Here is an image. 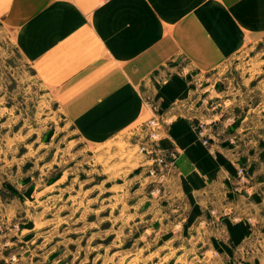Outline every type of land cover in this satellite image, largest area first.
Returning <instances> with one entry per match:
<instances>
[{
    "label": "rangeland",
    "instance_id": "rangeland-1",
    "mask_svg": "<svg viewBox=\"0 0 264 264\" xmlns=\"http://www.w3.org/2000/svg\"><path fill=\"white\" fill-rule=\"evenodd\" d=\"M192 7L183 11L222 20L199 30H218L228 17L232 37L183 39L182 51L147 73L146 87H134L129 116L121 105L119 127L104 134L101 104L63 103L0 15V264H264L263 211L232 232L214 209L187 218L169 193L160 198L169 178L151 176L150 155L139 151L142 124L167 121L162 90L184 80L188 96L174 107L220 116L210 123L225 128L241 158L238 181L264 200V0L244 24L225 0ZM194 126L209 141L207 124Z\"/></svg>",
    "mask_w": 264,
    "mask_h": 264
},
{
    "label": "crops",
    "instance_id": "crops-1",
    "mask_svg": "<svg viewBox=\"0 0 264 264\" xmlns=\"http://www.w3.org/2000/svg\"><path fill=\"white\" fill-rule=\"evenodd\" d=\"M200 1L0 0V15L15 29L21 52L33 62L39 76L47 84L60 87L63 103L101 104L98 107L103 114L98 118L102 120L97 127L99 134H104L119 127L121 105L125 117L129 116L134 87H146L152 67L182 51L181 45L198 39L202 32L213 42L232 37L234 27L228 17L218 30H199L201 22L222 21L214 15L213 19L200 18L192 11H183V7L193 8ZM225 1L237 4V13H243L234 17L238 24L252 20L258 12L257 0ZM183 39L187 40L184 44ZM189 90L184 80H174L161 92L171 109L167 112L170 127L164 128L160 145L175 150L177 157L160 198L169 193L167 199L178 201L187 218L203 217L210 209L225 214L224 221L232 232L236 224L243 226L248 219H260L264 200L258 191L249 194L243 190L247 184L238 181L241 165L237 161L241 158L233 153L235 149L228 148L225 128L210 123L220 116L213 117L202 108L174 107V102L187 98ZM85 108L73 107L72 112ZM197 122L207 124L211 150L195 129ZM248 166L252 172V165ZM238 185L241 192L235 189ZM235 217L242 222H236Z\"/></svg>",
    "mask_w": 264,
    "mask_h": 264
},
{
    "label": "built area",
    "instance_id": "built-area-1",
    "mask_svg": "<svg viewBox=\"0 0 264 264\" xmlns=\"http://www.w3.org/2000/svg\"><path fill=\"white\" fill-rule=\"evenodd\" d=\"M169 127L170 123L166 120L152 118L142 124L140 128L139 151L142 154L150 155L153 163L149 174L153 177L159 176L161 180L168 177V172L174 167V160L177 157L175 150H166L160 145L163 130L164 128L169 129ZM208 142V140H204L205 144Z\"/></svg>",
    "mask_w": 264,
    "mask_h": 264
}]
</instances>
